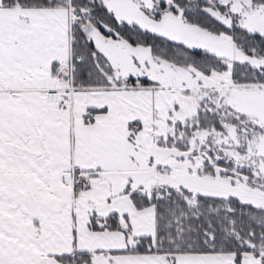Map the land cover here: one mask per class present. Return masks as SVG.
I'll return each instance as SVG.
<instances>
[{"label":"snow or ice","instance_id":"6c2138e0","mask_svg":"<svg viewBox=\"0 0 264 264\" xmlns=\"http://www.w3.org/2000/svg\"><path fill=\"white\" fill-rule=\"evenodd\" d=\"M0 264H264V0H0Z\"/></svg>","mask_w":264,"mask_h":264}]
</instances>
